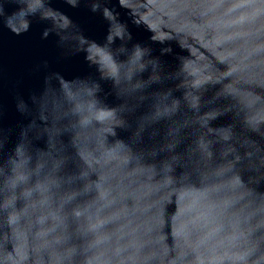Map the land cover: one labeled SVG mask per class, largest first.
Listing matches in <instances>:
<instances>
[{"label":"water","instance_id":"obj_1","mask_svg":"<svg viewBox=\"0 0 264 264\" xmlns=\"http://www.w3.org/2000/svg\"><path fill=\"white\" fill-rule=\"evenodd\" d=\"M0 264H264V0H0Z\"/></svg>","mask_w":264,"mask_h":264}]
</instances>
